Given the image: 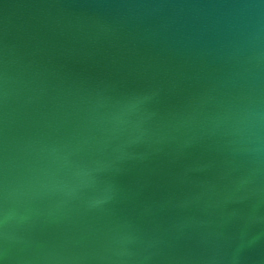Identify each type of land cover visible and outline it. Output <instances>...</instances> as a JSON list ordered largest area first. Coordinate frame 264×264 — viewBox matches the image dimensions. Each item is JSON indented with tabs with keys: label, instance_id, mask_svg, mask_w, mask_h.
Returning <instances> with one entry per match:
<instances>
[{
	"label": "water",
	"instance_id": "95a60500",
	"mask_svg": "<svg viewBox=\"0 0 264 264\" xmlns=\"http://www.w3.org/2000/svg\"><path fill=\"white\" fill-rule=\"evenodd\" d=\"M0 264H264V0H0Z\"/></svg>",
	"mask_w": 264,
	"mask_h": 264
}]
</instances>
